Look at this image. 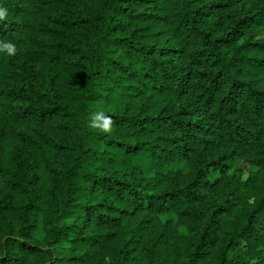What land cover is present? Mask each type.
<instances>
[{
  "label": "trees",
  "instance_id": "trees-1",
  "mask_svg": "<svg viewBox=\"0 0 264 264\" xmlns=\"http://www.w3.org/2000/svg\"><path fill=\"white\" fill-rule=\"evenodd\" d=\"M0 6V264H264V0Z\"/></svg>",
  "mask_w": 264,
  "mask_h": 264
},
{
  "label": "clouds",
  "instance_id": "clouds-1",
  "mask_svg": "<svg viewBox=\"0 0 264 264\" xmlns=\"http://www.w3.org/2000/svg\"><path fill=\"white\" fill-rule=\"evenodd\" d=\"M11 13L7 7L0 6V22L10 19ZM17 48L11 41L0 40V54L12 57L16 55ZM113 120L111 116L105 115L103 110L93 113L89 126L102 133H110L112 131Z\"/></svg>",
  "mask_w": 264,
  "mask_h": 264
},
{
  "label": "rangeland",
  "instance_id": "rangeland-1",
  "mask_svg": "<svg viewBox=\"0 0 264 264\" xmlns=\"http://www.w3.org/2000/svg\"><path fill=\"white\" fill-rule=\"evenodd\" d=\"M263 38H264V37H263ZM246 178H247V175L245 174V175H244V179H246Z\"/></svg>",
  "mask_w": 264,
  "mask_h": 264
}]
</instances>
